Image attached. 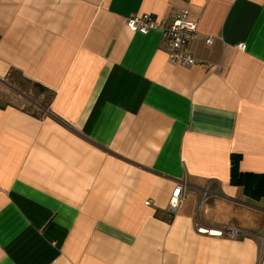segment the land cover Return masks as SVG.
I'll return each instance as SVG.
<instances>
[{
	"label": "crops",
	"instance_id": "0c3cea01",
	"mask_svg": "<svg viewBox=\"0 0 264 264\" xmlns=\"http://www.w3.org/2000/svg\"><path fill=\"white\" fill-rule=\"evenodd\" d=\"M184 7L198 64L127 26ZM232 155L264 173V0H0V264H264Z\"/></svg>",
	"mask_w": 264,
	"mask_h": 264
},
{
	"label": "built area",
	"instance_id": "2783aa9c",
	"mask_svg": "<svg viewBox=\"0 0 264 264\" xmlns=\"http://www.w3.org/2000/svg\"><path fill=\"white\" fill-rule=\"evenodd\" d=\"M127 26L136 32L142 34L148 33L152 29H160L162 38L166 44V54L169 61L174 65H192L198 64L188 47L198 37L197 21L190 18L188 8L184 7L176 11L167 25L159 24L151 14L143 13L130 16L127 19ZM207 44L212 43L211 38H206ZM243 49L244 45H237ZM184 198L183 186L177 185L172 193L168 203V210L175 212ZM146 201L145 204H148ZM259 241V259L264 257V229L258 235Z\"/></svg>",
	"mask_w": 264,
	"mask_h": 264
},
{
	"label": "trees",
	"instance_id": "16d2710c",
	"mask_svg": "<svg viewBox=\"0 0 264 264\" xmlns=\"http://www.w3.org/2000/svg\"><path fill=\"white\" fill-rule=\"evenodd\" d=\"M230 183L241 186L244 193L253 199L264 197V173L240 171L239 156L231 157Z\"/></svg>",
	"mask_w": 264,
	"mask_h": 264
},
{
	"label": "rangeland",
	"instance_id": "374dc122",
	"mask_svg": "<svg viewBox=\"0 0 264 264\" xmlns=\"http://www.w3.org/2000/svg\"><path fill=\"white\" fill-rule=\"evenodd\" d=\"M21 82L22 83H24V84H26V82L25 81H23V80H21ZM24 87H26L24 90H25V94H27L29 97H35V98H38L37 96V92H36V89H33L31 86H29V85H27L26 84V86H24ZM28 87V88H27ZM10 94H12V95H8V97L9 98H12V99H15V100H17V102H20V103H22V105L24 104V101L22 100L23 98L21 97H17V95L16 94H13V93H10ZM4 97V96H3ZM2 97V98H3ZM39 98H41V96H39ZM25 107L26 108H30V106H28V105H25Z\"/></svg>",
	"mask_w": 264,
	"mask_h": 264
}]
</instances>
